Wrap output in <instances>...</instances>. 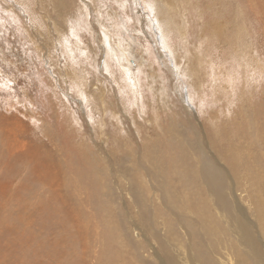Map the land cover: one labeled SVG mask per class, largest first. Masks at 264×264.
<instances>
[{
    "label": "rangeland",
    "instance_id": "rangeland-1",
    "mask_svg": "<svg viewBox=\"0 0 264 264\" xmlns=\"http://www.w3.org/2000/svg\"><path fill=\"white\" fill-rule=\"evenodd\" d=\"M163 3L0 0V264L200 262L227 237L183 175L204 149L263 221L264 0Z\"/></svg>",
    "mask_w": 264,
    "mask_h": 264
},
{
    "label": "bare ground",
    "instance_id": "bare-ground-1",
    "mask_svg": "<svg viewBox=\"0 0 264 264\" xmlns=\"http://www.w3.org/2000/svg\"><path fill=\"white\" fill-rule=\"evenodd\" d=\"M152 1H153V3L155 2V0H152ZM161 2L163 3V0H161ZM163 4L166 5L165 3H163ZM166 8L168 10H170V12L172 13V14H170V17H171L170 23H172L173 27H176L180 32V30L182 29V26L180 27L179 22H177L174 18L173 5L172 4L166 5ZM159 12H160V10L154 11V13L156 14L157 17H158ZM159 22H160L161 27L163 28V30H162L163 36L166 37L167 31H168V24H169L168 20H166L164 18L161 19V17H159ZM185 22H186V20H185ZM164 30H166V31H164ZM180 34H181V36H184L183 32H180ZM180 34H178V35H180ZM75 78L77 80H79V74H76ZM7 129H8V127H7ZM231 130H233V129H231ZM1 135H4V133H1ZM6 138H8V135ZM204 145L205 144L202 143L203 148H204ZM13 146H15V145H12V147ZM207 148H208V146H207ZM14 150L15 149H13V150L10 149V152L12 153V156L15 157L16 151L13 154ZM204 151L205 152L202 153L204 163L200 168V170L203 172V175H204L202 177H205L204 179H202L203 182H200V178L198 177L197 173L195 174V170H194V172L188 171V170H186V168L183 167L182 168L183 169V175H185L186 182L188 183V185L190 186L192 191L195 188L199 189L200 193H202L205 190V192H207V194L210 197L209 200H213L216 204H218L219 202L223 203V206L219 207V209L217 210V213H218V215L221 214V216L223 217V220L225 221V224L227 227V234H226L227 237L222 241V243H221L222 246L220 245L217 248V250H215V249L209 250V251L202 250L201 252H199L200 262L198 260H196V252L193 253L191 248L189 247V252L188 253L186 252L187 254H185V256L184 255L181 256L180 254L176 253V255L173 254V255H175V258H174L173 255H171V253H169L171 251L170 250L168 252V254L165 255V257L162 256L163 261L161 260L158 263L159 264H167V262H168L169 264H177V263L178 264H186L187 262H189L191 264L193 262V264H264V218L260 224L255 223L254 220L251 219L249 211L245 205L246 202H243L245 200L243 197L241 187L238 185L236 178H234L230 175L231 174L230 170H235V172H239V170H237L236 167H232L231 165L227 166V165H223L222 163H220L219 160L223 159V156L220 155L221 152L217 151L219 153L218 155L216 153L212 154L214 156V159H216V161H215L213 159L212 155L210 156L209 152L207 154L205 149H204ZM21 152H23V151H21ZM18 154H20V153L18 152ZM198 156H200V154H198ZM14 157L12 159H14ZM20 157H22L21 154H20ZM199 160H200V157H199ZM244 166H245V164H244ZM30 167H31V165H30ZM144 168L146 170V167H144ZM144 174H146V173L144 172ZM50 175H51V173H50ZM244 175H246L247 180L250 178V173H244ZM246 177H245V179H246ZM46 179H47V177H46ZM54 179H56V178H53L52 181ZM228 179H229V183H231L230 187L228 186V182L226 184V180H228ZM50 181L51 180H49V182ZM144 183H146V182H144ZM49 185H50V183H49ZM204 185H206V186H204ZM42 186H43V184H42ZM54 186H55V184H54ZM236 186H238L237 189H236ZM245 186H246V184H245ZM50 189H51V186H50ZM138 198H139V196H138ZM135 200H137V199H135ZM164 201H165V199H164ZM165 208H167V206ZM166 212H167V210H166ZM199 217H200V215H199ZM217 218H218V220H222L221 217H217ZM227 239H228V241H227ZM177 249H180V248H177ZM153 255L155 257L154 253H153ZM177 258L179 261L177 263H174V259H177Z\"/></svg>",
    "mask_w": 264,
    "mask_h": 264
}]
</instances>
